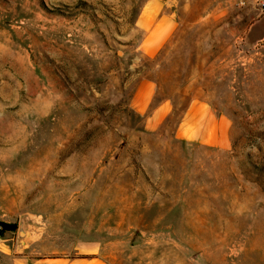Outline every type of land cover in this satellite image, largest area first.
<instances>
[{
  "label": "rangeland",
  "instance_id": "1",
  "mask_svg": "<svg viewBox=\"0 0 264 264\" xmlns=\"http://www.w3.org/2000/svg\"><path fill=\"white\" fill-rule=\"evenodd\" d=\"M151 1L0 0V264L87 240L110 264H264V0H157L152 55ZM195 100L226 146L180 133Z\"/></svg>",
  "mask_w": 264,
  "mask_h": 264
},
{
  "label": "crops",
  "instance_id": "2",
  "mask_svg": "<svg viewBox=\"0 0 264 264\" xmlns=\"http://www.w3.org/2000/svg\"><path fill=\"white\" fill-rule=\"evenodd\" d=\"M139 23L147 30L141 49L148 51L151 55L159 50L164 40L172 33L175 27L174 14L172 12L159 13L157 0H152L149 3L145 12L141 14ZM153 91L154 84L151 79L144 77L139 79L132 100V105L138 112H145ZM167 110L168 105L163 101L156 106L153 114L160 116L166 113ZM227 121L224 115H217L204 101L195 100L189 104L185 117L179 126V131L182 133L183 129L189 127L188 132L192 138L199 139L202 143L226 146L229 129ZM42 234V230L37 226L28 225L26 243L22 247L31 244ZM99 252V244L95 241L87 240L77 242L73 247V252L69 254L58 256L15 254L12 259L14 264H110Z\"/></svg>",
  "mask_w": 264,
  "mask_h": 264
},
{
  "label": "trees",
  "instance_id": "3",
  "mask_svg": "<svg viewBox=\"0 0 264 264\" xmlns=\"http://www.w3.org/2000/svg\"><path fill=\"white\" fill-rule=\"evenodd\" d=\"M264 23V20H263ZM17 229L16 223H6V222H0V233H3L5 231H15Z\"/></svg>",
  "mask_w": 264,
  "mask_h": 264
},
{
  "label": "water",
  "instance_id": "4",
  "mask_svg": "<svg viewBox=\"0 0 264 264\" xmlns=\"http://www.w3.org/2000/svg\"><path fill=\"white\" fill-rule=\"evenodd\" d=\"M21 228H22V229H21ZM19 233H20V235H22V236H24V235L27 233V232L24 231V229H23V225L20 226Z\"/></svg>",
  "mask_w": 264,
  "mask_h": 264
},
{
  "label": "built area",
  "instance_id": "5",
  "mask_svg": "<svg viewBox=\"0 0 264 264\" xmlns=\"http://www.w3.org/2000/svg\"><path fill=\"white\" fill-rule=\"evenodd\" d=\"M261 9L264 12V2H262V4H261Z\"/></svg>",
  "mask_w": 264,
  "mask_h": 264
},
{
  "label": "bare ground",
  "instance_id": "6",
  "mask_svg": "<svg viewBox=\"0 0 264 264\" xmlns=\"http://www.w3.org/2000/svg\"><path fill=\"white\" fill-rule=\"evenodd\" d=\"M22 229V228H21Z\"/></svg>",
  "mask_w": 264,
  "mask_h": 264
}]
</instances>
